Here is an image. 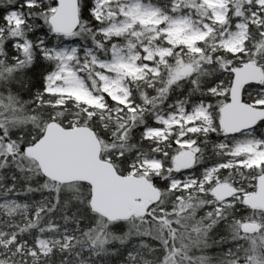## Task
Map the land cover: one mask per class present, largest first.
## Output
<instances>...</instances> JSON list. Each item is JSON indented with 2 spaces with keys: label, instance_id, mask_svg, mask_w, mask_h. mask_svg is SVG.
Listing matches in <instances>:
<instances>
[{
  "label": "snow or ice",
  "instance_id": "6c2138e0",
  "mask_svg": "<svg viewBox=\"0 0 264 264\" xmlns=\"http://www.w3.org/2000/svg\"><path fill=\"white\" fill-rule=\"evenodd\" d=\"M0 264H264V0H0Z\"/></svg>",
  "mask_w": 264,
  "mask_h": 264
}]
</instances>
